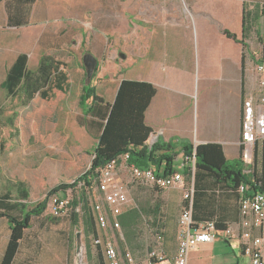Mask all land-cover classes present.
<instances>
[{
    "label": "rangeland",
    "instance_id": "rangeland-1",
    "mask_svg": "<svg viewBox=\"0 0 264 264\" xmlns=\"http://www.w3.org/2000/svg\"><path fill=\"white\" fill-rule=\"evenodd\" d=\"M242 3L255 8L264 0H2L0 194L8 189L15 193L17 181L24 180L30 191L26 204L33 207L45 198L48 202L51 197L48 192L53 186L62 182L72 183L89 168L103 120L94 110L88 115L83 114L79 93L84 83H90L97 87V94L110 99L118 81L137 69V56L129 58L126 54L133 50L137 55L143 8L150 14L149 9L154 5L156 8L161 5L181 7V21H203L223 31L231 30L234 16L241 13ZM170 10L169 15H177V9ZM246 41L254 66L264 43V14L255 21ZM86 53L97 58L88 81L82 63ZM20 54L27 55V70L34 74L38 71L39 59L49 56L59 71L66 74L65 89L59 90L49 83L43 88L47 96L36 92L32 98H27L22 82L14 93L8 94L3 87L5 74ZM255 80L254 70L253 87ZM107 177H111V181L131 182L130 170L120 171L118 162L113 170H102L101 186L93 188L91 195L93 204L104 209L107 208L102 180ZM68 192L71 199L72 192ZM12 193L11 196L16 197ZM69 214L67 211L54 216L46 208L41 216L32 218L30 227L24 232L20 250L47 256L53 253L47 249L48 246L56 244L52 237L58 235L69 240L68 248L64 249L68 250L74 264H85L86 249L91 242L96 245L95 240L86 237L82 228L71 226ZM54 224L61 230L55 231ZM4 228L0 226V238ZM78 232L80 253L77 252ZM112 233H108L110 240L113 237L114 244L118 245L119 234L123 233L121 226ZM139 235H142V230ZM99 237L105 247L103 232Z\"/></svg>",
    "mask_w": 264,
    "mask_h": 264
},
{
    "label": "crops",
    "instance_id": "crops-1",
    "mask_svg": "<svg viewBox=\"0 0 264 264\" xmlns=\"http://www.w3.org/2000/svg\"><path fill=\"white\" fill-rule=\"evenodd\" d=\"M155 6L149 9L150 14L143 8L137 55L133 50L126 54L129 58L137 56V69L128 72L121 79L142 80L155 87L156 93L144 113V121L152 129L145 144L149 147L154 143L158 146L170 144L174 147L177 155L172 161V172L180 173L182 181L175 186L160 188L157 185L142 184L140 181L131 180L128 184L121 180L120 182L128 184V202L120 207L117 215L114 211L110 219L117 220L119 224L117 218L123 211L139 210L142 214L139 226L142 235H139V231L135 237L138 244L125 246V252L130 253L136 260H144L148 251L159 247L165 255L173 257L179 245L177 220L186 202L193 222L214 221L219 232L211 241L199 243L188 251V264H250V255L238 237H226L224 234L226 228L237 234L242 229L239 225L242 218L240 195L236 192L234 182L231 178H216L205 169L192 167L184 153L186 145L194 148L200 143H218L225 159H237L243 173L253 174L261 169L259 157L254 159L253 164L245 166L242 163L238 144L242 100L253 89L254 58L248 52L249 44L245 40L247 46L244 47L240 42L226 38L223 31L203 21H194L192 18V23L181 21V7ZM172 8L177 9V15H169ZM167 16L170 18H166ZM241 17L240 12L234 16L230 30L237 37H240ZM121 79L110 99L102 96L105 101L113 102ZM156 155L159 153L156 152ZM118 163L120 171L130 170L123 157L119 158ZM149 168L158 176H163L164 165L150 164ZM244 184L247 189H251L248 183ZM16 186L18 187L17 183L14 187L15 193L11 189L5 192L15 194L17 198L13 197L11 201L21 205L25 200L18 197ZM259 190L257 187L256 191ZM68 191L70 190H67L65 196L69 195ZM246 192L253 193L251 190ZM54 225L55 231L61 230L57 224ZM0 226L5 227L0 238L2 262L10 230L6 234L9 226L5 218H0ZM97 228L99 233L103 232L105 235V243L109 240L119 253H123L119 244L115 245L114 238L110 240L108 235L115 229L102 230L98 225ZM99 233L96 238L91 237L96 245L92 242L89 244L92 255L90 260H84L85 264H101L93 251L97 244L101 247L103 264H108ZM157 234L161 237L159 242L156 239ZM119 235V239L123 240V233ZM52 238L56 244L53 247L48 246L47 249L53 253L47 256L30 251L22 252V240L11 264H74L72 256L64 249L68 248L67 237L65 239L54 235Z\"/></svg>",
    "mask_w": 264,
    "mask_h": 264
},
{
    "label": "trees",
    "instance_id": "trees-1",
    "mask_svg": "<svg viewBox=\"0 0 264 264\" xmlns=\"http://www.w3.org/2000/svg\"><path fill=\"white\" fill-rule=\"evenodd\" d=\"M263 14L264 3L256 4L255 8H249L247 3H242L240 37H237L235 33L228 29L223 30L224 36L240 42L246 47L245 40L251 33L255 21ZM27 58L26 54L18 55L7 69L3 87L8 94L14 93L22 82L23 92L27 98H32L36 92L44 97L47 96L46 90L43 88L49 83L59 90L65 89L66 74L59 71L58 66L50 60L49 56L39 59L36 74L27 70ZM260 60H264V43H262L260 57L257 61ZM154 93H156V89L152 84L142 80L124 78L121 79L114 100L111 103L97 94V87L90 83H84L82 91L79 93L78 101L83 114L88 115L94 110L97 117L103 120L93 149L90 166L78 175L72 183H59L53 186L48 194L62 192L65 195L67 190L72 192L67 206V211L70 213L69 223L73 227L82 228L86 237L96 238L97 233H99L95 221L97 213L94 210V197L91 192L93 188L101 186V170L105 169L110 162H118L121 155L127 154L126 163L129 166L134 165L143 169L150 167V164H162L164 165L163 176L173 171L172 161L177 155L174 147L170 144L158 146L154 143L150 147L145 144L152 129L146 125L144 113ZM156 152L159 155H156ZM184 153L187 157H191L193 153L195 154V168L205 169L216 178H231L237 190L241 183H248L251 189L247 190L253 192L256 191L257 187H259V191L264 189L263 169L261 168L259 172L256 170L253 174L243 173L237 159H225L221 145L218 143H200L194 148L186 145ZM260 167H262V160H260ZM26 184L23 181H18V187L16 186L18 197L25 200L21 205L11 201L13 200L11 192L0 194V218L7 220L10 230L0 264H11L19 251L24 232L31 225L32 218L41 216L47 208V198L33 207H28L26 201L30 196ZM117 219L123 231L124 240L118 239V244L120 250L125 253V246L135 244V237L139 234V231L141 232L139 226L142 214L139 210L128 209L123 211ZM213 223L217 229L214 221ZM155 233H158V231ZM157 236L159 234L156 235V238ZM91 250L92 247L88 245L85 252L87 260L91 258ZM100 250L101 247L97 244L96 249L93 251L95 257L101 260V264H103Z\"/></svg>",
    "mask_w": 264,
    "mask_h": 264
},
{
    "label": "built area",
    "instance_id": "built-area-1",
    "mask_svg": "<svg viewBox=\"0 0 264 264\" xmlns=\"http://www.w3.org/2000/svg\"><path fill=\"white\" fill-rule=\"evenodd\" d=\"M254 70L256 74L255 86L244 95L242 100L240 142L238 144L241 149L240 160L242 163L245 166L253 164L254 159L259 157L262 160L261 168L264 173V60L258 61L254 65ZM120 157L126 160L127 154ZM194 157V153L191 157H187L192 163V167H194ZM116 165L117 162L112 161L103 170L111 171ZM154 172L149 167L142 169L130 165L132 181H140L145 185H157L160 188L175 186L182 181L180 173L172 172L158 176ZM102 181L107 211L101 205L94 204V210L97 213L96 223L102 230L116 229L119 227L117 220L113 221L110 218L114 211L117 215L120 207L128 202L127 185L124 182L111 181V177ZM246 191L247 186L241 183L237 190L240 195L239 208L242 215L241 221H239L242 228L240 234L230 228H226L224 234L226 237H238L250 255V264H264V189L253 193ZM69 201L68 195L65 196L62 192H57L51 195L47 202V208L51 210L52 215L59 216L67 211ZM192 220L190 207L183 205L179 220H177L179 245L173 257L165 255L159 247H153L148 251L144 260H136L128 252L119 253L116 247L107 240L104 255L108 264H188V251L193 246L209 242L219 235L212 221L195 223ZM156 239L159 242L160 236H157Z\"/></svg>",
    "mask_w": 264,
    "mask_h": 264
},
{
    "label": "water",
    "instance_id": "water-1",
    "mask_svg": "<svg viewBox=\"0 0 264 264\" xmlns=\"http://www.w3.org/2000/svg\"><path fill=\"white\" fill-rule=\"evenodd\" d=\"M96 60L97 58L92 55L91 53H86L84 56H83V60H82V63L85 67V71H86V80L88 81L90 79V77L92 76L93 72H94V69H95V66H96ZM76 239H77V252L80 253V248H81V245H80V234L79 232L76 233Z\"/></svg>",
    "mask_w": 264,
    "mask_h": 264
}]
</instances>
